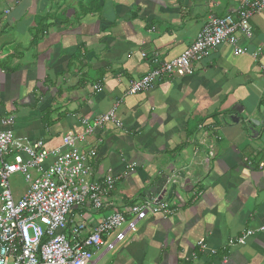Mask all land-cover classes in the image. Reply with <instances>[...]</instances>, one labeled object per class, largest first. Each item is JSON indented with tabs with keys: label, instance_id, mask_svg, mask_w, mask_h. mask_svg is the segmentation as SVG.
Instances as JSON below:
<instances>
[{
	"label": "crops",
	"instance_id": "0c3cea01",
	"mask_svg": "<svg viewBox=\"0 0 264 264\" xmlns=\"http://www.w3.org/2000/svg\"><path fill=\"white\" fill-rule=\"evenodd\" d=\"M242 1L0 0V115L13 117L8 128L65 150L64 135L84 134L85 118L116 106L123 123L79 143L96 150L91 179L112 175L115 189L99 210L75 206L68 232L84 237L112 211L150 195L177 205L171 216L141 220L114 248L107 244L116 232L105 237L91 264H264V10L241 39L246 54L222 44L190 73L127 93L132 80L192 45L210 16L236 13ZM209 146L214 158L204 171ZM188 165L201 179L197 199L166 183ZM28 188L12 190L15 199ZM245 234L244 243H230ZM200 239L217 253L201 252Z\"/></svg>",
	"mask_w": 264,
	"mask_h": 264
},
{
	"label": "built area",
	"instance_id": "2783aa9c",
	"mask_svg": "<svg viewBox=\"0 0 264 264\" xmlns=\"http://www.w3.org/2000/svg\"><path fill=\"white\" fill-rule=\"evenodd\" d=\"M263 10L264 0H243L236 13L210 16L192 45L178 57L162 62L142 77L132 80L127 93L148 91L166 75L190 73L194 63L209 56L222 44L232 47L235 54H246L241 39L252 35V19ZM262 50L258 47L253 53L256 61ZM142 55L147 56L146 53ZM153 61L157 62V59ZM95 88L102 90L100 85ZM13 120L12 116L0 115V124L4 126L0 129V264H91L94 250L100 248L105 237L116 232L107 244L109 249L114 248L118 241L125 239L128 231H136L138 223L149 215L167 217L176 212L177 205L170 199L163 198L161 194L150 195L133 202L124 211H112L84 237L78 228L68 232V216L75 206L89 202L99 210L104 206V197L115 189L112 175L100 180L91 179L93 166L90 159L96 156V150L92 148L85 152L79 143L85 140L86 135H93L98 130L101 132L109 123L121 128L123 123L116 117V106L93 119H83L84 134L70 132L64 135L65 150L50 149L43 139L26 141L18 137L8 128ZM196 149L195 154L200 151V146L197 145ZM213 158L214 150L209 146L200 167L208 170ZM49 160L51 163L45 167ZM188 167L168 177L166 183L171 190L190 188L194 199H197L202 194L196 190L201 179H194ZM16 173H21L29 184L27 192L19 199H15L9 181ZM246 237L247 234L230 240V243L242 244ZM197 245L201 252L217 253L205 239H200Z\"/></svg>",
	"mask_w": 264,
	"mask_h": 264
},
{
	"label": "rangeland",
	"instance_id": "374dc122",
	"mask_svg": "<svg viewBox=\"0 0 264 264\" xmlns=\"http://www.w3.org/2000/svg\"><path fill=\"white\" fill-rule=\"evenodd\" d=\"M10 185L12 190H15L16 192H23L27 188V183L24 180V178L20 174H16L15 176H11L10 179Z\"/></svg>",
	"mask_w": 264,
	"mask_h": 264
},
{
	"label": "water",
	"instance_id": "95a60500",
	"mask_svg": "<svg viewBox=\"0 0 264 264\" xmlns=\"http://www.w3.org/2000/svg\"><path fill=\"white\" fill-rule=\"evenodd\" d=\"M233 118H234V117H233ZM234 120H235V121H238L239 119H238V117H235ZM173 189H174V188H173Z\"/></svg>",
	"mask_w": 264,
	"mask_h": 264
}]
</instances>
